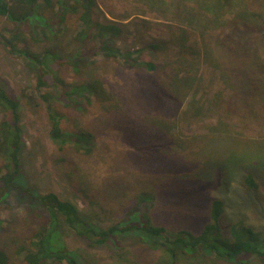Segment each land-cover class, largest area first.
I'll return each instance as SVG.
<instances>
[{
	"label": "rangeland",
	"instance_id": "1",
	"mask_svg": "<svg viewBox=\"0 0 264 264\" xmlns=\"http://www.w3.org/2000/svg\"><path fill=\"white\" fill-rule=\"evenodd\" d=\"M95 1L98 20L107 19L126 26L117 39L119 47L137 50L141 39L169 41L173 38L175 43L161 53L140 55L141 61L160 67L150 74L124 69L117 61L102 56L84 60L77 71L67 64L59 68L65 83L79 86L100 82L105 96L110 98L96 101L93 95L81 92V98L73 107H65L62 102L58 104V111L64 116L61 123L64 131L84 129L95 136V147L89 156L72 149L61 150L50 140V124L44 106L41 103L28 105L22 97L25 93L34 95V68L28 62L10 56L0 43V80L20 102L19 125L24 144L21 183L38 194L54 193L60 199L74 203L94 228L106 229L126 217L130 194L150 180L157 182L154 177L167 172L174 158L186 160L185 154L191 152L197 160L205 157L202 161L206 160L207 164L210 158L213 164L228 161L233 170L230 174L223 172L227 178L224 186L217 181V172L213 173L209 184L200 183V175L199 179L189 177L190 173L204 171L208 165L201 163L191 172L185 171L184 167L181 173L186 172V175L180 174L179 179L186 180L195 195L186 196V200L180 197L174 201L163 200L183 202L178 208L175 224L196 233L208 215L210 199L221 197L227 203L228 221L243 217L254 229L264 230V190L256 201V197L246 195L241 187L242 169H259L254 167H259V160L263 165L260 168L264 169V96L249 100V106L245 108L235 105L234 98L230 101L234 83H231L222 56L227 47H239L240 38L236 33L241 31L240 20L251 14L264 15V9L257 8V0ZM45 16L56 30V18L50 12ZM260 26L264 27L262 23ZM5 27H11V23L0 16V31ZM30 27L27 24L22 30L33 52H40L50 45L62 57L75 58L83 43L85 52L96 47L89 37L81 38L76 33L78 25L74 20L60 26L63 33L48 45L30 41ZM241 46L246 56H251L254 48L264 60V30L252 34L247 41L241 40ZM180 49L183 50L181 57L178 56ZM183 61L185 68L178 71ZM163 72L182 102L165 98L160 107L147 97L148 90L164 77ZM242 89L240 87L239 92ZM52 91L59 95L56 87ZM115 119L119 127H111L110 122ZM128 125H132V129ZM205 144L209 147L205 148ZM175 145L181 148L175 149ZM259 179L264 183V171ZM238 197L241 200H237ZM169 209L167 205L163 207L166 212H172ZM30 213L16 198L15 192L0 204V220L10 227L3 225L7 231L0 229V243L14 240L21 233L29 234L32 224L35 226ZM187 213L191 215L185 218ZM66 242L71 251L83 256L85 264L170 263L169 256L162 251H150L132 235L122 237L118 249L111 245L90 247L67 233ZM175 264L219 263L179 256ZM251 264L260 263L253 260Z\"/></svg>",
	"mask_w": 264,
	"mask_h": 264
},
{
	"label": "trees",
	"instance_id": "2",
	"mask_svg": "<svg viewBox=\"0 0 264 264\" xmlns=\"http://www.w3.org/2000/svg\"><path fill=\"white\" fill-rule=\"evenodd\" d=\"M256 4L258 9H264V0H257ZM46 12H50L56 18V30L45 16ZM95 13V0H0V16L11 23V27L1 29L0 43L10 56L31 64L36 74L34 95L27 96L25 93L22 97L28 105L38 106L41 103L44 106L50 124L49 138L53 143L58 144L59 149H72L85 156L93 153L95 136L84 129L64 131L61 128L64 116L58 111V104L62 102L65 107H73V104L77 103L76 100L81 98L79 97L81 92L93 95L96 101H107L110 98L105 96L100 82H88L79 86L65 83L59 75V68L67 64L77 71L76 68L84 60L93 56H102L117 61L124 69L141 70L150 74L160 67L151 62L141 61L140 55L144 52L161 53L166 51L171 43H175L173 38L169 41L141 39L140 48L137 50L121 48L117 44V39L121 37L126 26L107 19L100 21L95 17ZM71 20L77 22L76 33L81 38L89 37L96 43V47L91 52L84 51L83 43L77 50L78 55L75 58L62 57L54 47L48 45L63 33L60 26L68 25ZM261 23L264 26L263 14H251L246 19L242 18L239 29L241 31L236 33L240 38L239 47H227L226 51L225 49L222 51L227 73L231 83H234L230 101L234 98L235 105L244 108L249 106V100L264 96V60L259 58L258 51L254 48L253 54L246 56L241 46V40L247 41L252 34L264 30V27L260 26ZM27 24L32 26L29 40L36 44L48 45L40 52H33L28 46V40L22 30ZM182 51L178 50V56L181 57ZM185 65L183 61L178 71H182ZM163 74L161 81L148 90L147 97L160 107L165 98L182 102V99L178 98L177 91L167 82L166 72ZM55 87L59 95L52 91ZM240 87L243 89L239 92ZM143 98L145 99V96ZM140 105H142L141 101ZM19 108V99L8 92L0 80V114L2 115L0 204L15 192L16 198L27 206L35 222V226L32 224L29 229V234L21 233L14 240L0 243V264H85L82 255L68 248L66 233L85 241L90 247L111 245L115 249H118L122 237L132 235L139 238L150 251H162L169 256V264H175L179 256L188 259H211L219 264H251L253 260L264 264V230L254 229L243 217L234 219L233 222L228 221L227 203L223 198L210 199L207 206L208 215L202 220L196 233L191 228L175 224L178 222L175 218L179 215L178 208L183 205L182 201H163L164 199L174 201L177 197L186 200V196L195 195V191L189 189L186 180L182 182L179 179L180 174L186 175V172L181 173L184 167L185 171L191 172L200 167L201 163L208 165V168L205 167L207 169H203L204 171L198 174L190 173L189 177L199 179L200 175L199 182L209 184L212 182L211 176L217 172V181L225 186L227 178L224 177L223 172L229 173L233 170L228 161L224 164L220 162L213 164V159L210 158L211 161L207 164L206 160L202 161L205 157L197 160L195 156H191V152L190 155L184 153L186 160L183 157V159L174 158L167 172H161L162 174L154 177L157 182L150 180L143 188L130 194L131 198L128 203L126 202L128 213L122 221L98 230L80 213L74 203L64 201L54 193L38 194L21 183L24 144L19 125ZM167 111L172 112L170 109ZM110 125L119 127L116 119L112 120ZM128 127L131 128L132 125ZM207 147L209 146L205 144V148ZM180 148L181 146L175 145V149ZM257 162L259 167L256 165L254 167L259 169H242L241 177L244 193L249 196L252 194L256 197L254 198L256 201L264 190V183L259 179L264 169L260 168V166L263 168L262 161ZM237 200H241V197ZM165 205L170 208L168 211L172 210V212L163 210ZM190 215L187 213L185 218ZM3 225L4 222L0 220V229L7 231ZM4 226L9 227V225Z\"/></svg>",
	"mask_w": 264,
	"mask_h": 264
}]
</instances>
